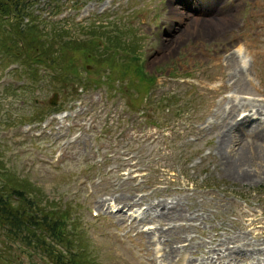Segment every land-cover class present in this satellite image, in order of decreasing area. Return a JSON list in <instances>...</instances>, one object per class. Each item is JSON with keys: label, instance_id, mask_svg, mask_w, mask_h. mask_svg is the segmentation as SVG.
<instances>
[{"label": "rangeland", "instance_id": "1", "mask_svg": "<svg viewBox=\"0 0 264 264\" xmlns=\"http://www.w3.org/2000/svg\"><path fill=\"white\" fill-rule=\"evenodd\" d=\"M62 1L59 10L46 0L29 6L42 15L43 30L68 29L85 43L90 36L82 26H105L108 32L103 35L101 28L96 40L100 46L91 42L88 51L106 52L107 62L119 68L82 61L81 82L66 87L51 78L53 67L38 69L39 64H34L38 77L32 72L17 78L14 61L1 53L0 177L15 175L42 205L69 207L70 224L93 264L205 260L207 245L216 246L215 253L225 251L228 239L261 241L255 247L264 254V131L237 127L240 113L251 104L264 115V100L258 101L264 99V0H215L212 7L202 0L207 16L192 12L201 0ZM188 17L206 21L207 34L190 30ZM212 20L222 23L208 26ZM107 35H124L129 48L107 50L101 46ZM245 46L249 68L230 54L235 47L244 52ZM203 49L215 50L217 58L200 56ZM136 56L148 74L158 76L148 100L174 95L173 107L144 103L134 112L142 93L133 73L141 65ZM179 56L183 60L177 61ZM14 63L19 71L25 68ZM55 92L60 110L43 122H30L50 111ZM260 119L251 115V121ZM232 128L240 130L223 141ZM242 156L249 158L248 165L231 173L227 161ZM131 204L148 206L142 222L112 212ZM5 240L0 229V250L8 257L2 260L10 261L3 264H53L32 247H6ZM187 240L191 244L183 246ZM172 249L175 256L168 255Z\"/></svg>", "mask_w": 264, "mask_h": 264}, {"label": "trees", "instance_id": "2", "mask_svg": "<svg viewBox=\"0 0 264 264\" xmlns=\"http://www.w3.org/2000/svg\"><path fill=\"white\" fill-rule=\"evenodd\" d=\"M30 1L35 0H0V54L25 67L21 70L25 75H21L19 70L16 71L17 78L20 79L32 72L38 77L37 71L41 65H44L53 67L58 74L53 78L68 87L69 84L81 81L82 73L79 68L82 61H98L105 67L109 65L111 68H119L107 62V57H104L107 56L106 52L88 51L91 42L97 47L100 46L96 40L100 42L98 34L101 28L103 35L108 32L105 26L96 27L93 24L88 28L82 27L85 29L81 30L90 36L89 43H85L84 39L72 37L67 29H63L62 32L54 28L44 31L41 28L40 17L32 16ZM25 18H29L27 24L24 22ZM123 39H125L124 35L113 37L107 35L101 46L113 51L120 46L129 48ZM110 57V60L115 62V57L113 55ZM135 60L141 64L133 70L134 78H137L142 88L138 106L140 107V104L145 103L146 94L154 85L155 76L145 71L139 56H136ZM34 64H39L38 69L34 68ZM108 81L110 85L114 84L110 78ZM135 88L137 87H132L131 90L136 91ZM154 102L149 99L146 104ZM157 102L162 103L161 107L164 106V99ZM170 102L172 103L173 100ZM52 110L56 109L52 108ZM44 117V113H39L31 120H43ZM8 174L9 172L0 177V229L6 235L4 242L6 247L12 244L32 247L37 254L49 258L53 264H93L95 259L89 258L87 246L78 239V234L69 231L70 208L62 209L57 202H51L49 206L42 205L39 197L24 187L19 178ZM50 205L53 207L50 208ZM57 245H60L64 251L58 249ZM4 254V250H0V263H9V260L3 262L2 257L8 258Z\"/></svg>", "mask_w": 264, "mask_h": 264}, {"label": "bare ground", "instance_id": "3", "mask_svg": "<svg viewBox=\"0 0 264 264\" xmlns=\"http://www.w3.org/2000/svg\"><path fill=\"white\" fill-rule=\"evenodd\" d=\"M214 1L215 0H206V3H205V5L206 4H210L209 6H213V4H214ZM201 2H202V6L204 5V3H203V1L201 0ZM208 6V7H209ZM204 7H206V6H204ZM233 14V12L232 13H230L229 14V16L230 15H232ZM188 19L190 20V23L187 25V27H190V30H193L194 29V31L195 32H197L199 35H201V36H204V35H206L207 34V30H206V21H204V20H202V19H200V18H197V17H188ZM211 23V25H220V23H222L221 21H217V20H212L211 22H209V23H207L208 24V26H209V24ZM248 48V47H247ZM246 46H245V48H244V53H243V51H242V48H239V49H237L236 51H235V53L237 54V56L239 57V60L240 61H242L243 63H245L247 60H246V58H247V55H246ZM170 49H172V48H170ZM249 59V58H248ZM254 108H257V109H260V110H263L262 108H260V107H257L255 104H251V110L252 109H254ZM249 111V112H251L250 114H244V115H242V118H247V117H249V118H251V115H256V116H258V115H262V114H256V113H252V111ZM263 112V111H262ZM259 117V116H258ZM261 119L259 120V121H256L255 123H252L253 124V127L254 128H258V127H260V128H262L263 129V131H264V125H262V124H264V122H261L262 121V119H264V118H262V117H260ZM244 119V120H245ZM236 121V120H235ZM234 122V121H233ZM238 124V123H237ZM240 126V124L237 126V127H239ZM232 129H234L233 130V133L232 134H230V135H227V136H229L228 138H226V139H224V137H223V141L225 140L226 142H228V141H230V140H232V138L230 139V136H233V134H235L236 132H238L240 129L239 128H232ZM258 130V129H257ZM264 135V134H263ZM258 157V156H257ZM249 158H245L244 156H242V157H238V158H235V159H231V160H229V161H227L228 162V165H230V169H229V171L232 173V170L234 171L235 170V168H241L244 164H247L248 165V163H249ZM250 160H251V158H250ZM241 172H242V170H241ZM240 172V173H241ZM153 205V204H152ZM153 231V230H152ZM168 255H171V254H168ZM169 257V256H168ZM261 263H264V258L263 259H261V260H259Z\"/></svg>", "mask_w": 264, "mask_h": 264}, {"label": "water", "instance_id": "4", "mask_svg": "<svg viewBox=\"0 0 264 264\" xmlns=\"http://www.w3.org/2000/svg\"><path fill=\"white\" fill-rule=\"evenodd\" d=\"M57 97H58V93H55L54 94V99L51 100V104L52 105H56L57 104V99H58Z\"/></svg>", "mask_w": 264, "mask_h": 264}]
</instances>
